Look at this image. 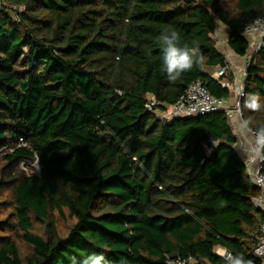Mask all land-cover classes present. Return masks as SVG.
Here are the masks:
<instances>
[{
  "label": "trees",
  "instance_id": "trees-1",
  "mask_svg": "<svg viewBox=\"0 0 264 264\" xmlns=\"http://www.w3.org/2000/svg\"><path fill=\"white\" fill-rule=\"evenodd\" d=\"M256 19L264 0H0V150L11 149L0 154L11 208L0 231L28 247L0 237V264H229L218 249L260 264V191L225 113L165 123L147 108L148 97L175 105L196 81L228 99L212 78L229 66L216 30L243 58ZM165 29L199 50L175 80L156 41ZM241 107L248 128L264 129V43Z\"/></svg>",
  "mask_w": 264,
  "mask_h": 264
},
{
  "label": "built area",
  "instance_id": "built-area-1",
  "mask_svg": "<svg viewBox=\"0 0 264 264\" xmlns=\"http://www.w3.org/2000/svg\"><path fill=\"white\" fill-rule=\"evenodd\" d=\"M243 36L250 44L248 55L243 57L245 61L244 65L238 70H235L229 64V66L220 68L212 74L213 79L218 81L222 87L230 90L231 95L228 99L212 96L200 81H196L189 85L185 94L175 105L165 106V109H160L157 107L161 105L153 97H148L149 103L147 108L149 111H154L158 119L165 123L180 118H192L217 112L225 113L237 135L236 150L241 153L247 176L252 184L260 191V195L253 199V204L255 208L264 211V143L260 142V132L254 131L246 126L241 107V102L245 98V82L248 67L264 43V19H256L254 22L245 26ZM224 54L229 60L227 51ZM21 146H27L24 139H19V147ZM9 150L11 149L4 147L0 150V154ZM35 165L39 167L37 162ZM261 232L262 237L254 251V255L260 264H264V223L261 226ZM217 255L228 263L234 258L231 253L224 249H218ZM196 263V260L193 258L167 257V264Z\"/></svg>",
  "mask_w": 264,
  "mask_h": 264
},
{
  "label": "clouds",
  "instance_id": "clouds-1",
  "mask_svg": "<svg viewBox=\"0 0 264 264\" xmlns=\"http://www.w3.org/2000/svg\"><path fill=\"white\" fill-rule=\"evenodd\" d=\"M180 36L174 30H163L158 37L157 43L161 45L163 53L162 70L167 74L170 80H175L186 71L192 69L194 64L199 62V50L189 48L187 45L180 46ZM253 108H259L256 99H253L250 105ZM260 142L264 143V129H261ZM259 254V253H258ZM104 260L102 255H96L86 258L82 264H101ZM229 264H252L251 260H246L241 255H236L229 261Z\"/></svg>",
  "mask_w": 264,
  "mask_h": 264
},
{
  "label": "rangeland",
  "instance_id": "rangeland-1",
  "mask_svg": "<svg viewBox=\"0 0 264 264\" xmlns=\"http://www.w3.org/2000/svg\"><path fill=\"white\" fill-rule=\"evenodd\" d=\"M200 1V0H197ZM215 40L217 43L218 48L225 52L228 51V45H227V40H228V32L227 29L222 25L219 24L218 28L216 30L215 33ZM245 61L241 60L240 64L244 65ZM21 168H23L21 166ZM33 173L37 174L39 173L40 169L37 165H33ZM32 173L30 170L27 171V174ZM11 213V208H10V194L8 191H4L0 188V219H8L9 215ZM70 225V223H65V222H61V230L66 233L68 226ZM0 237H10V239H15L17 241H19L20 246H21V251L23 256H26L28 253V247L27 245L19 238L16 237V235L14 233H12L11 231H5V232H1L0 231Z\"/></svg>",
  "mask_w": 264,
  "mask_h": 264
},
{
  "label": "crops",
  "instance_id": "crops-1",
  "mask_svg": "<svg viewBox=\"0 0 264 264\" xmlns=\"http://www.w3.org/2000/svg\"><path fill=\"white\" fill-rule=\"evenodd\" d=\"M228 53V56H229V64L232 68H234L235 70H238L242 65L240 64V61L243 60L244 58H240V57H237L235 56L233 53H231L230 50L227 51ZM240 155L241 153L238 152Z\"/></svg>",
  "mask_w": 264,
  "mask_h": 264
}]
</instances>
